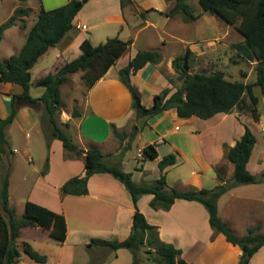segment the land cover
Segmentation results:
<instances>
[{"label":"crops","instance_id":"crops-1","mask_svg":"<svg viewBox=\"0 0 264 264\" xmlns=\"http://www.w3.org/2000/svg\"><path fill=\"white\" fill-rule=\"evenodd\" d=\"M30 1L28 0V4ZM69 1L36 0L27 7L30 9V15L19 20L14 27L23 30V39L26 42L28 33L37 21L41 8L52 10L66 5ZM185 1L192 7L195 15H198V19L194 22H185L181 14L173 17L167 16L176 6L177 0H131L125 6H122L120 0H89L75 17L73 28L65 38L56 47L50 48L32 68L30 88L31 97L33 99L40 98L45 89L39 87L37 83L49 74L56 75L66 63L81 56V44L86 39L94 46L103 44L114 37H119L123 41H132L129 48L91 89L86 87L82 71L68 76V81L61 86L60 123L69 124L68 132L80 149L87 151L94 147L98 148L103 153L107 164L116 165L123 171L131 173L133 181L137 184L156 181L161 175L158 163L165 156L176 154V165L166 170L167 182L170 187H176L182 191L193 187L212 189L220 183L218 174H221L225 180V176L217 170L219 164L226 158L224 145L235 146L243 136L245 129H242L240 134L230 141L223 139L216 144L213 143L210 145L209 153H205L202 150L189 147V144H193L195 134H199V131L191 126L197 117L179 118L176 109H170L151 117L145 127L142 130L139 129L137 134L132 137L134 127L137 126V122L142 116L138 115L133 106L132 95L122 83L120 71L128 66L130 60L140 51H158L160 53L159 63H148L144 68L131 75V83L142 94V104L148 109L154 105L156 95L161 94L164 90H170V94L175 92L172 89L173 84L170 77L175 73L172 66L175 56L167 57L165 53L177 42L182 43L183 50L186 52L190 50L191 55L195 56L199 53L210 54L216 49V45L221 43V40L227 38L233 41V38L238 37L240 41H243L244 37L235 26L227 24L216 14L205 13L199 0H195L199 6H195L190 2L191 0ZM205 25L212 26L216 30L213 38L192 36L193 39L181 40L178 32L179 26L198 30L204 28ZM83 26H86V29ZM5 36L6 32L4 39ZM256 65L257 62H254L253 66L256 67ZM77 78L85 86L83 87L86 90L85 95L82 94L78 98L71 99L70 105L63 104V92L65 94V91L62 92V88L64 90L65 85ZM32 87L37 89V95L31 94ZM22 91V87L17 84L0 82V118L5 119L10 115L13 96L20 95ZM143 96L147 97V103ZM16 107L17 114L14 122L6 130L9 143L8 153H13L12 158L16 157L20 151L24 156H29L31 141L39 142V146L44 144L49 151V158L47 153L43 152L44 155L39 159L40 163L37 162L38 165L43 161H45L44 163L48 162L47 173H42L43 169H36V177L32 179V184H27L29 177L26 175L22 177L21 190L23 189L22 195L25 197L22 202L24 211L26 203L33 202L54 213L63 215L67 226L63 242L52 238L50 230L31 226L20 231L19 244L27 242L37 252L46 255L48 260L45 264H133L134 257L128 249L111 251L99 246H89L93 239L123 241L131 235L136 208L126 186L112 174L100 173L90 177L86 195L65 194L63 186L69 180L85 176V157H68L63 143L59 139L51 140L48 149L43 120L45 107L42 102L31 103L26 99H18ZM74 108L80 113L77 117L73 116ZM220 115L223 118L233 117L236 122H239L232 114L222 113L213 118ZM173 122L186 124V131L183 133L178 125L174 129L165 127V124L171 126ZM244 125L250 126L247 122ZM147 126L150 131L154 132L155 138L139 146L138 152L147 145H156L158 157L152 160L159 171L155 178L147 176L146 164L151 158L145 155L140 165L136 159L137 155L134 156L133 166L127 168L130 163L129 151L132 144L143 138ZM13 127H16L23 139L18 149L10 146L8 133ZM114 129L127 136L123 139L116 137ZM261 135L264 138V131ZM256 137L257 143L247 167L252 174L261 176L264 171V157L262 159L260 157L262 154L258 153V136L256 135ZM162 146L167 147L164 152H161ZM8 155H4L2 160H6ZM28 162L35 163L31 157L28 158ZM184 163L191 164V167L189 169L180 168ZM229 164L230 176L233 177L234 166L230 162ZM253 164L258 165L256 171L252 170ZM206 169L209 170V179H207L211 183L199 184L197 180ZM174 175L177 178L174 177L175 180H171ZM258 185L262 187V194L260 197L258 196V200L264 204V182ZM17 187L19 186H14L10 174L9 203ZM240 188H243V185L232 188L219 199V217L222 221L227 222L232 229L238 220L245 233L248 228L256 225H260L264 230V215L240 221V207L236 202L243 198L238 193ZM19 190L20 188H18ZM152 198V195H142L138 200L139 210L151 225L159 228V239L180 249L182 259L188 264H206L210 257L214 259L211 264H240L241 249L228 243L222 234L214 233L209 224V213L201 203L177 200L169 211H155L150 207ZM19 249L21 256L14 264H38L30 259L21 248ZM262 252H264V247L252 257L250 264H255ZM188 256L191 257V260ZM143 262L147 264V254L143 255Z\"/></svg>","mask_w":264,"mask_h":264},{"label":"trees","instance_id":"trees-1","mask_svg":"<svg viewBox=\"0 0 264 264\" xmlns=\"http://www.w3.org/2000/svg\"><path fill=\"white\" fill-rule=\"evenodd\" d=\"M27 1V0H22ZM89 0H70L66 5L45 10L41 8L37 21L31 27L26 42L19 53L12 55L7 61H0V82L17 84L22 87L20 95L13 96L10 115L0 118V160L8 153V140L6 130L14 122L17 114L16 101L26 99L31 103L42 102L50 128L47 137V147L50 148L51 140L62 141L64 149L70 158L85 157L86 173L84 177H75L63 186V192L68 195H86L88 181L91 176L100 173L112 174L120 180L131 194L135 213L131 235L123 241H108L93 239L89 246H99L111 251L128 249L136 259L147 254L157 264H188L182 259V251L172 244L164 243L159 239V228L151 225L138 208V200L142 195H152L150 207L155 211H169L177 200L195 201L201 203L209 213V224L215 234H222L226 241L238 246L241 251L240 264H250L252 257L264 247V234H256L260 226L256 225L247 229V233L238 237L231 226L221 220L218 212V201L232 188L242 185L261 184L264 182V171L261 176H256L248 170V163L257 143V137L249 126L244 125L245 132L235 146L227 148L226 157L234 166V174L230 182L225 181L218 174L220 183L212 189L189 188L179 190L170 187L167 182V169L176 165L177 155L169 154L159 163L160 177L152 183L137 184L133 181L132 174L123 171L116 165H109L104 160V155L98 148L87 151L80 149L68 132L69 124L60 123L61 114V86L68 81V76L82 71L84 83L91 89L115 64L122 54L129 48L132 41H123L119 37L108 39L105 43L94 46L88 39L81 44L82 54L77 59L66 63L56 75L49 74L41 79L37 85L45 89L44 94L33 99L30 95L31 70L39 59L50 48L56 47L73 28V21ZM122 6L131 0H120ZM205 13H213L222 18L227 24L233 25L244 37V43L236 47L246 55L250 61L257 62L256 81L245 83L231 81L222 71L207 75L202 73L190 74L188 50L184 57L173 60V67L181 71L183 85L170 94L164 90L154 98V105L145 108L142 104L140 93L131 83V75L144 68L148 63H159L161 55L158 51H140L130 60L128 66L120 71V79L132 95L133 106L139 116L151 114L155 117L170 109H176L179 118L189 119L197 117L208 120L218 114H232L237 108L249 106L246 96L249 97L252 107L249 108L253 119L260 120L257 109L258 97L253 88L259 86L264 91V0H199ZM183 15L185 22L190 23L198 19L192 7L185 0H177L176 6L167 14L173 17ZM30 15V9L18 8L12 16L0 25V43L5 32L18 24L19 18ZM79 111L74 108L73 116H79ZM139 128L134 127L132 137ZM116 137L123 139L126 134H120L114 129ZM144 155L156 159L158 151L155 144L147 145L143 149ZM48 167V166H47ZM4 214L0 216V264H14L21 256L18 239L20 231L26 227H39L50 230L52 238L63 242L67 232L65 217L61 214L28 201L21 218L16 217L15 210L9 203V173L6 176L0 191ZM23 252L38 264H45L46 255L37 252L29 243L21 244ZM143 252V253H142Z\"/></svg>","mask_w":264,"mask_h":264},{"label":"rangeland","instance_id":"rangeland-1","mask_svg":"<svg viewBox=\"0 0 264 264\" xmlns=\"http://www.w3.org/2000/svg\"><path fill=\"white\" fill-rule=\"evenodd\" d=\"M33 2H36V0H31L29 4H32ZM195 6H199L198 3H195V0H191ZM28 0L22 1V0H0V25L7 21L14 11L18 8H27L29 6ZM25 18V17H24ZM21 20V18L18 19V21ZM203 27V26H202ZM206 27V28H205ZM204 28L200 29H193V28H183L179 26L178 32L182 39L189 40L193 39L192 36H195L197 38H213V36L216 34V30L212 28V26H206ZM208 27V28H207ZM24 33L23 30H20L18 27H12L6 31L5 39L2 40L0 43V61H7L12 55L17 54L25 42ZM220 44L216 45V49L208 55L204 54H197L195 56L191 55L189 58L190 63V74L195 73H202V74H213L218 71H222L226 78L229 80L234 81H243L245 83H254L256 80V67L253 66L255 61H250L246 58V55H244L237 47V44L244 43L243 41L239 40L237 38H233V41H230L229 38L226 40H221ZM183 51V52H182ZM166 56H175V59L178 57H184L186 54V51L183 50V45L181 42H177L172 48L168 50V52L165 53ZM173 66V64H172ZM174 68V67H173ZM175 73L172 74L171 82L173 84V91L179 89L183 85V79L181 76V71H177L174 68ZM80 80L77 78L75 81L69 82L67 85H65L64 90L62 88V92L65 91V94L63 92V104H69L71 102V99L78 98L82 94L85 95V87ZM171 89V91H172ZM254 94L258 97V104L257 109L260 113V120L255 121L253 119V116L249 110L250 107H252L251 101L249 100V97L246 96V103L249 106L248 108L241 107L237 108L233 111L232 115L236 117V119L239 120V122H236L233 117H227L223 118L222 115L215 117L211 120H203L200 118H196L193 120L191 126L195 128V130L199 131V134H195V137H193V144H189V147L194 148L195 150H202L205 153H209L210 145L216 144L219 140L225 139L226 141L232 140V138L238 136L242 129H244V124L247 122L250 124L249 128L255 132V135L258 136V153L262 156V159L264 157V138H262L261 133L264 131V91L259 87L255 86L253 88ZM32 95H37V89L35 87H32L31 89ZM65 95V96H64ZM142 98V94H140ZM145 99V102L147 103V97L143 96ZM46 114V113H45ZM44 114V128L47 137L50 136V128L48 126L47 117ZM146 125V124H145ZM178 125L181 127V131L184 133L186 131V124L182 123H172L170 125H166L165 127L174 129L175 126ZM145 127V126H144ZM146 134L143 136V138L138 142L136 141L134 144H132V147L129 151V166L127 168H130L133 166L132 163H134L133 157L136 156V159L138 161V164H141V160L143 159L138 157V148L145 142H149L150 140H154L155 135L154 132L150 131L149 127H146ZM9 141L10 146L12 148L15 147V149L19 148L21 146V143L23 142L22 135L16 130V127H13L9 130ZM39 142L33 143L31 141L30 145V155L24 156L22 152L16 156L13 157L11 155L7 156L6 160H0V191L2 190L4 180L6 176L11 174L13 184L17 189L14 190V194L12 195V198L10 199V206L15 210L16 216L18 218H21V214L24 212V205L23 200L24 196L23 189L21 190V185L23 184L21 182L23 176L29 177V181L27 184H32V179L36 177L35 170L40 169L42 170V173H47L49 164L46 161L40 163L39 159L44 154L43 152H46L47 157L49 158V151L46 149V146L43 144L42 146L38 145ZM42 144V142H41ZM140 144V145H138ZM130 146V144H127V146ZM167 149L166 146L161 147V152H164ZM227 153V148L224 147ZM141 150V149H140ZM31 157L35 163H29L28 158ZM38 162V163H37ZM48 166V167H47ZM146 167L148 169L147 176L149 178H155V176L158 173V168L155 162L150 159ZM191 167V164L184 163V165H181L180 168L182 169H189ZM258 168L257 164L252 165V170L256 171ZM218 172L222 173L223 176H225V180L230 182L232 180V177L230 176L231 168L230 164L228 162L227 157L224 158V160L219 164L218 166ZM208 169L204 170L203 175L197 180L199 184H209L211 183L208 177ZM177 178L176 175L172 176L171 180H175ZM208 178V179H207ZM31 186V185H30ZM18 188L20 190L18 191ZM18 192H17V191ZM239 196L243 197L242 199L236 200L237 204L239 205V212L241 213L240 221H245V219L250 217H256L264 215V204L258 200V196L260 197L262 194V187L258 184H252V185H243V188H240V191L238 192ZM2 199L0 196V216H3V206H2ZM221 208V207H220ZM223 212V207H222ZM223 215V213H222ZM238 219V218H237ZM237 223L233 227V232L238 237L244 236L245 233L242 229L241 223L237 220ZM239 222V223H238ZM1 219H0V226H1ZM260 226V225H259ZM244 232V233H243ZM247 233V231H246ZM245 233V234H246ZM256 234H264V230L260 227V230L256 232ZM19 248H23L21 244L19 245ZM143 253V252H142ZM143 255L142 257H138L136 259V264H146V262H143ZM188 258L191 260V257L188 256ZM212 260H214L212 257L206 261V264H211ZM82 264V263H77ZM147 264H157L152 260L151 256L147 255ZM255 264H264V252H262L258 259L256 260Z\"/></svg>","mask_w":264,"mask_h":264},{"label":"water","instance_id":"water-1","mask_svg":"<svg viewBox=\"0 0 264 264\" xmlns=\"http://www.w3.org/2000/svg\"><path fill=\"white\" fill-rule=\"evenodd\" d=\"M151 117H152L151 114H146V115L140 117V119H139L138 122H137V127H138L139 129L142 130V129L144 128L146 122H147Z\"/></svg>","mask_w":264,"mask_h":264},{"label":"built area","instance_id":"built-area-1","mask_svg":"<svg viewBox=\"0 0 264 264\" xmlns=\"http://www.w3.org/2000/svg\"><path fill=\"white\" fill-rule=\"evenodd\" d=\"M84 29H86V26H83ZM144 156L143 150H139L138 157L142 158Z\"/></svg>","mask_w":264,"mask_h":264}]
</instances>
